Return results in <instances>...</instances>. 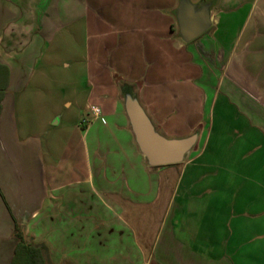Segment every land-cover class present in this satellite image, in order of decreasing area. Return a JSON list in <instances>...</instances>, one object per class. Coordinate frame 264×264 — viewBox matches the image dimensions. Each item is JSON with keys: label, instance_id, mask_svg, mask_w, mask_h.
<instances>
[{"label": "crops", "instance_id": "obj_1", "mask_svg": "<svg viewBox=\"0 0 264 264\" xmlns=\"http://www.w3.org/2000/svg\"><path fill=\"white\" fill-rule=\"evenodd\" d=\"M180 1L0 0V63L10 70L0 264L14 257L16 221L46 264H264V0H217L212 26L189 43L178 37ZM75 26L92 123L58 152L48 133L22 127L17 100ZM125 86L163 136L198 132L184 162L148 166Z\"/></svg>", "mask_w": 264, "mask_h": 264}, {"label": "rangeland", "instance_id": "obj_2", "mask_svg": "<svg viewBox=\"0 0 264 264\" xmlns=\"http://www.w3.org/2000/svg\"><path fill=\"white\" fill-rule=\"evenodd\" d=\"M77 28L69 31L70 41L64 51L59 40L62 36L56 37L38 72L30 80L27 94L17 100L22 127H38L39 132L48 133L46 146L53 142L58 152H61L63 137H67L73 128L78 126L81 133L86 131L82 120L88 118L83 108L84 94L78 93L85 88L87 77L84 32ZM65 102L71 106L65 107Z\"/></svg>", "mask_w": 264, "mask_h": 264}, {"label": "water", "instance_id": "obj_3", "mask_svg": "<svg viewBox=\"0 0 264 264\" xmlns=\"http://www.w3.org/2000/svg\"><path fill=\"white\" fill-rule=\"evenodd\" d=\"M216 1L201 0L197 4L191 0L180 1L175 18L178 37L182 42L193 41L212 26ZM122 96L135 143L148 166L161 167L184 162L196 146L198 132L182 139H168L158 132L130 86L122 89Z\"/></svg>", "mask_w": 264, "mask_h": 264}, {"label": "trees", "instance_id": "obj_4", "mask_svg": "<svg viewBox=\"0 0 264 264\" xmlns=\"http://www.w3.org/2000/svg\"><path fill=\"white\" fill-rule=\"evenodd\" d=\"M9 83L10 70L0 63V104L7 94ZM13 235L19 242L11 264H46L41 248L26 237L24 223L16 221Z\"/></svg>", "mask_w": 264, "mask_h": 264}, {"label": "built area", "instance_id": "obj_5", "mask_svg": "<svg viewBox=\"0 0 264 264\" xmlns=\"http://www.w3.org/2000/svg\"><path fill=\"white\" fill-rule=\"evenodd\" d=\"M89 110L93 114V120L100 115V111L96 107H90ZM91 123H92V119L84 118L82 120V126L83 127H88L91 125Z\"/></svg>", "mask_w": 264, "mask_h": 264}]
</instances>
